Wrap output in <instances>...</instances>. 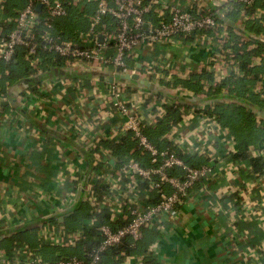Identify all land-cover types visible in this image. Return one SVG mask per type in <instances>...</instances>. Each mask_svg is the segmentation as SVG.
<instances>
[{
  "label": "built area",
  "instance_id": "2783aa9c",
  "mask_svg": "<svg viewBox=\"0 0 264 264\" xmlns=\"http://www.w3.org/2000/svg\"><path fill=\"white\" fill-rule=\"evenodd\" d=\"M6 1L0 0V57L5 62H9L13 59L19 46H26L28 48L27 59L35 67H38L43 59V55L39 52V45H41L44 51L58 54L64 58L69 67L79 66L84 70L95 71L104 70V65H112L118 76H132L136 74V71L130 68L128 58L142 49L144 45H166L175 38L193 33L204 36L219 26L215 15L200 13L196 16L190 8L180 4L170 9L168 22L163 19V14L157 8L161 22L158 26H154L146 19V15L152 11L154 5L145 3V0H87L96 2L97 5L90 18L88 29L81 31L76 40H67L55 32V23L68 16L69 3H64L63 0H31L15 18H12L4 17ZM219 1L230 3L229 7L224 8L227 12L228 10L240 11L241 20L246 18V9L256 2V0ZM79 2L80 0H74L70 4L79 7L92 4ZM38 4L42 5L40 11L37 9ZM217 12L218 17L222 18L219 15L223 12ZM106 17L117 20V28L108 24L105 21ZM41 23L43 24L42 28H40ZM4 24H14L15 26L6 33ZM240 24L242 26V23ZM219 34L220 32L216 33V35ZM227 36L228 34L222 33L218 40L219 43L216 45L217 51L212 56V61L225 66L223 74H228L232 69L231 65L226 64L222 53V43ZM250 36L255 41H264V35ZM108 49H113V55L106 53ZM150 69L152 74L161 76L160 67L156 69L152 66ZM189 72L182 77L194 73L193 70ZM173 79L172 74L165 77L170 85ZM67 80L68 78L64 76L56 77L49 83L64 85ZM71 84V82L68 83V85ZM173 86L172 84L169 87L179 96L189 99L200 98L181 88L175 90ZM107 96L118 117V126L114 127L117 132H114L112 139L120 142L128 136L131 137L136 141L137 149L150 155L152 165L146 167L140 161L129 158L119 166V163L110 158L112 155L98 157V153L103 151L98 138H94V136L89 138L84 133L76 136L79 144L95 151L99 161L95 163L99 168H94L90 172L88 181H82L77 185V189L81 187L83 190L81 201L88 202L90 210L96 212L89 219L90 225L95 226L98 221L97 214L102 215V212L107 210L109 223L95 226L97 235L94 240L98 241L97 245L87 251L85 258L73 256L51 262L45 261L39 252H33L27 243H16V246L11 250L0 247V264H99L103 252L121 245L128 238L133 243L138 242L143 238V231L146 228H155L160 235L175 226L182 206L187 201L197 199L201 194L213 193L221 197L219 198L220 202H222V198L234 195L235 197L226 204L227 208H234L231 211V214H234L232 225L242 221L256 220L264 227L263 207L260 211L262 214H255L247 210L250 207V202L239 196L241 189L236 191L234 183L227 191L222 188V174L224 173L229 174L230 178L233 177L232 180L241 174L254 176L250 166L240 160H230L231 154L237 152L238 148L236 142L227 136L226 128L211 118L197 116L198 114L193 109L187 108L185 109V118L172 127L166 135L172 148L170 146L161 150L151 142L145 130L164 117L165 106L169 105V100L156 101L159 111L150 112L143 107L145 102L143 97L140 101H135L128 95L127 86L123 82L110 84ZM206 101L205 105H208L213 102V99L207 98ZM172 102H177V100L174 99ZM194 107L197 105L195 104ZM97 120L96 122L100 124V117ZM178 150L184 155L193 157L209 154L212 164L193 167L185 162ZM248 154L251 157L258 155L264 157V144L260 148L251 146ZM177 168L182 170L181 176L171 174L170 171ZM254 177V180L257 181V177ZM261 178H264V175L258 176V179ZM98 183L108 186V193L102 199L96 189ZM212 184L215 185L214 190H211L210 185ZM232 191L233 193L228 195ZM46 198V193H36L35 195L34 192H30L25 199L31 202L28 204L36 206L37 203H46ZM78 201L79 199L77 203ZM77 203L75 204L77 205ZM67 204L65 205L67 210L73 208L72 203ZM234 206L241 210L236 211ZM217 207L222 209V206L217 205ZM9 209L11 208L7 207L8 212L5 213H9ZM36 225L41 227L39 238L44 245H76L88 239L84 230L67 234L59 225L44 224L42 221ZM235 232H233L234 235H236ZM247 234L248 232H246V236L241 234L246 242L249 239ZM262 242L257 245L255 252L264 258V240ZM135 258L139 260V264L144 263L141 256Z\"/></svg>",
  "mask_w": 264,
  "mask_h": 264
},
{
  "label": "crops",
  "instance_id": "0c3cea01",
  "mask_svg": "<svg viewBox=\"0 0 264 264\" xmlns=\"http://www.w3.org/2000/svg\"><path fill=\"white\" fill-rule=\"evenodd\" d=\"M147 1L169 11L177 4L190 9L196 7L200 13L222 5L219 0ZM94 11L86 14V18L90 20ZM263 13L264 9L260 8L254 16ZM152 19L155 21L157 18ZM216 33L175 38L166 45H144L128 58V64L136 71L134 75L138 79L118 76L112 65H104V70L94 71L66 64L64 70L75 73L78 78L68 76L64 85L49 83L51 79L63 75L45 79L38 87V95L29 93L26 97L20 96L15 89L7 96L0 93V239L23 227H34L49 216H58L63 222L65 216L82 202L77 203V185L87 182L90 172L99 168L95 165L99 162L98 157L112 155V161L119 163L113 149L105 145L107 139L109 143H117L112 139L117 132L114 127L118 126V117L107 96L110 84L123 82L133 100L140 101L143 97L144 109L155 113L159 111L156 101L167 99L171 104L180 97L169 87L174 82L165 86L169 83L165 77L171 74L173 78L184 76L211 63L219 38L222 33L228 34L224 29L219 35ZM106 53L113 55L114 52L108 49ZM215 64L217 71L225 70L224 65ZM152 66L156 69L160 67L161 76L151 73ZM70 82L72 84L68 85ZM173 88L177 90L179 87L174 85ZM10 109L20 113H8ZM98 117L100 124L96 122ZM83 133L89 138H98L103 149L98 157L95 151L79 144L76 136ZM231 178L227 173L222 174V188L227 191L234 183L236 191L241 189L239 196L250 202L247 210L262 214L264 178L258 179L257 176L255 181L254 176L246 174ZM30 192L35 195L46 193V203L28 204L31 202L25 198ZM219 198L213 193L201 194L182 206L175 226L160 234L154 244L155 256L161 263L264 264V258L255 252L257 245L264 240V227L256 220L232 225L234 214L231 211L234 208H227L225 201L220 202ZM69 202L73 208L67 210L65 205ZM7 207L11 208L9 213H5L8 212ZM234 207L236 211L241 210ZM234 231L238 236L234 235ZM246 232L249 235L247 242L242 236H246ZM12 247L2 246L4 249ZM124 264H139V260L129 257Z\"/></svg>",
  "mask_w": 264,
  "mask_h": 264
},
{
  "label": "trees",
  "instance_id": "16d2710c",
  "mask_svg": "<svg viewBox=\"0 0 264 264\" xmlns=\"http://www.w3.org/2000/svg\"><path fill=\"white\" fill-rule=\"evenodd\" d=\"M31 0H7L5 3L4 17H16L21 9ZM69 3V14L55 23V32L67 40H76L81 31H86L89 27L90 20L86 14H92L96 10V2L80 0L79 3H94L93 6L84 5L83 7L72 6L74 0H63ZM145 3H151L145 0ZM223 6L217 9L206 11L217 17L219 26L210 31L214 35L216 32L227 30L228 36L222 43V53L226 64L231 65L232 69L228 74H223L214 68L215 61L210 66L196 70L187 77L175 76L172 82L181 89L199 96L200 98L189 99L180 96L177 102L165 106V115L154 125L149 126L145 133L159 149L164 150L171 146L167 134L172 127L179 124L186 116L185 109H193L197 116H204L220 123L227 129V136L232 138L237 144V152L231 154V161H242L252 168L254 176L264 175V157L262 155L251 157L248 150L251 146L260 148L264 144V45L260 41H255L249 34L264 35V13L260 16H254V13L260 8L264 9L263 0L256 2L248 7L245 11L246 18L241 20L240 11H229L226 13L229 19L233 20L236 25H228L223 18L218 17L217 11L229 7L230 3L223 1ZM197 4V3H196ZM195 4V6H196ZM157 8L163 14V19L169 21V9L164 7L153 6L146 19L154 26H158L161 19L158 17ZM89 9V10H88ZM92 9V10H91ZM194 15L198 16L200 11L192 7ZM95 12V11H94ZM157 18L155 21L152 18ZM105 21L117 28V20L106 17ZM242 23V26L241 24ZM42 23L40 28H42ZM14 24H4L5 32L14 28ZM245 34V35H244ZM196 33L183 37L194 36ZM27 47L19 46L13 59L5 62L0 57V93L7 96L12 90H17L20 96L26 97L29 93L40 94L39 85L48 78L63 75L64 77L78 78L75 73H68L64 70L66 60L58 54L44 51L39 45V52L43 59L38 67L32 65L27 59ZM73 74V75H72ZM170 85L166 83L165 86ZM15 87V88H14ZM207 98H212L211 104L207 103ZM197 107H194V105ZM2 111L4 109L1 108ZM8 113H20L19 110L10 109ZM5 113V112H4ZM196 118V117H194ZM197 120V119H196ZM106 146L113 149L115 156L118 158L119 166L129 158H134L142 163L143 166H151V157L147 152L137 149V143L131 137H126L117 143L105 142ZM172 148V146H171ZM133 150V151H132ZM185 162L193 167L202 164H212L209 154L204 156H188L178 150ZM171 174L181 176L182 170L177 168L170 171ZM213 186L214 189L215 185ZM97 192L102 199L108 193V186L98 183ZM235 196H226L222 202L228 204ZM96 214L90 210L89 204L82 201L70 215L65 216L63 222L59 217H49L43 220V223L57 224L62 226L67 234L84 230L88 239L79 242L76 245L66 246H48L44 245L39 238L41 227L35 224L34 227H23V229L12 232L0 239V247L10 248L14 243H27L33 252H39L45 261H57L62 258L78 256L86 257L87 251H90L98 243L94 240L97 235L95 226L109 223L107 210L102 215L97 214L98 221L95 226L89 224V219ZM159 237L155 228H146L143 231V238L133 243L131 239H126L121 245L107 249L102 253L99 264H124L128 257H142L143 264H163L155 256L153 246ZM14 247V246H13ZM13 247L11 249H13ZM7 249V250H11Z\"/></svg>",
  "mask_w": 264,
  "mask_h": 264
},
{
  "label": "water",
  "instance_id": "95a60500",
  "mask_svg": "<svg viewBox=\"0 0 264 264\" xmlns=\"http://www.w3.org/2000/svg\"><path fill=\"white\" fill-rule=\"evenodd\" d=\"M37 9L40 11L42 9V5L41 4H38L37 5ZM227 13V10H224L222 14H220L219 16L222 17L224 19V21L228 24V25H232V26H235V23L233 21H231L227 16H225ZM146 28H147V25H146ZM258 40V39H257ZM263 45H264V41L261 42ZM127 79H138L137 75H134V76H129V75H126L125 76ZM148 84V83H146ZM152 87V86H151ZM86 184V183H85ZM85 186V185H84ZM82 192L83 190L81 189V187L78 188V193H77V196H76V199H79L78 202H80L82 200ZM61 219H63V217H61Z\"/></svg>",
  "mask_w": 264,
  "mask_h": 264
},
{
  "label": "rangeland",
  "instance_id": "374dc122",
  "mask_svg": "<svg viewBox=\"0 0 264 264\" xmlns=\"http://www.w3.org/2000/svg\"><path fill=\"white\" fill-rule=\"evenodd\" d=\"M245 35V34H244ZM250 35L254 36V34H249L248 37L250 38Z\"/></svg>",
  "mask_w": 264,
  "mask_h": 264
}]
</instances>
